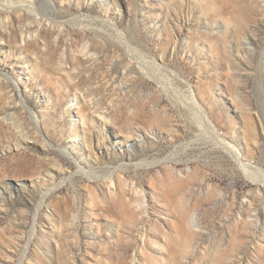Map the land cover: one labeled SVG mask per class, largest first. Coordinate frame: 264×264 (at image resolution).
Wrapping results in <instances>:
<instances>
[{
	"label": "rangeland",
	"instance_id": "374dc122",
	"mask_svg": "<svg viewBox=\"0 0 264 264\" xmlns=\"http://www.w3.org/2000/svg\"><path fill=\"white\" fill-rule=\"evenodd\" d=\"M24 1L0 0V264H264L263 194L201 139L171 74L153 79L134 58L187 78L221 133L264 167V0ZM244 84L233 103L230 88ZM99 111L124 148L135 128L148 155L153 141L180 145L177 167L141 161L136 144L139 166L116 171L110 188L109 168L127 156L86 141L102 144Z\"/></svg>",
	"mask_w": 264,
	"mask_h": 264
},
{
	"label": "bare ground",
	"instance_id": "6f19581e",
	"mask_svg": "<svg viewBox=\"0 0 264 264\" xmlns=\"http://www.w3.org/2000/svg\"><path fill=\"white\" fill-rule=\"evenodd\" d=\"M15 4H17V3H15ZM19 6L26 8V9H33L35 5H33L32 2L26 0V1L22 2ZM9 9H10V7H9ZM99 20H98L99 23L103 24L104 26H107L106 30L114 31L117 34L122 33L121 32L122 29H120V27L118 25H116L114 22H110L107 20L106 21L105 20L99 21ZM123 33H125V32H123ZM24 36H26L25 32H23V39H24ZM119 37H120L121 42L124 43L126 41L127 47H129V50H132V52H133V49L134 50L138 49V48L132 47V43H134L133 42L134 40L132 41L127 36H119ZM247 40H248V43H251V44L253 43L252 40L250 39V37H247ZM86 48H87V46H86ZM139 49H138V51H139ZM139 52L143 53L142 50ZM144 54H141L140 57H138V55H135L136 57H134V58L137 59L136 62L142 68V70L145 71V74L147 76L152 77L153 79H157V80L159 79L160 74H163L166 77L171 74V77H172L171 80L175 81V84H177L179 86V89L183 93V95H182L183 98L186 99V102L189 104L190 108H192L197 113L198 123H199V125L202 126L201 129H203L201 139L203 141H205L206 143L213 144V146L217 149L218 159H220L221 163L226 164V165H232V169L235 168V170H234L235 172H236V168L241 169V171L246 174V177H248L249 182L255 183L257 195L261 196L263 194V197H264V167H262V166L260 167L258 164H256V162L254 161L253 155H251L249 152H247L244 149V147L241 146V144L238 142V139L234 135L231 137L229 136V138H228L227 135H229V134H227L226 132H225V134H224V132L221 133V128H219L218 124L215 121V118L211 115V111H209L204 106V104L202 103L200 96H198V93L196 92L194 86L192 85V83L187 78L183 77L181 74H178L173 70L170 71L169 66L166 64L158 62L156 57L151 56V55H147V54L144 55ZM129 69L132 72V70H134V67L130 66ZM146 71H148V72H146ZM150 71L152 72V74L150 73ZM114 79H115V77H114ZM175 84H174V86H176ZM178 86H177V88H178ZM163 87L165 89H167V87L164 84H163ZM246 90L247 89H246L245 84L244 85H237V86L230 88V92L233 96V100H232L233 103H235L237 100H240L243 93L247 92ZM180 96H181V93H180ZM172 101H173V103H175V104L177 103V105H178L177 100H172ZM236 108L240 109L243 112L247 111V113L250 114L251 109L249 108V106L247 107L248 109L244 105L236 106ZM99 112L101 114L100 116H103V118L105 119L103 122V125H102L103 126L102 144H100V142L94 141V139L90 136H89L90 138H88V139L86 138L87 139L86 141L90 143L89 144L90 147L97 146V149H99L101 153L109 154L113 150V147L115 145H118L120 142L118 143L119 138L116 135H114L112 132L113 121H112L111 117L108 116L107 113H105L103 111H99ZM123 127L124 126H121V125L119 126L120 131H124ZM133 137H138V141L131 142L129 147L124 148V147L120 146V144L118 145V146H120L121 154L122 155L126 154L127 161L124 160L123 162H121V164L109 168V170L111 172L107 176V178H108L107 183H108V185L111 186L110 188H112V186L115 183L114 182L115 181L114 176H115L116 171H118V170L125 171V170H128L129 168H133V166H136V167L139 166L138 162L135 163L136 155H139V151H138V149H136V144H138L141 147L142 153L144 154L143 157L141 158V161H143V162L148 161L147 162L148 164L150 163L153 165H157L159 163H162V160L160 159V157H162V155H163L166 159H168L167 161L169 162L170 168L175 169L177 167L179 159H176V156H177V152H178L177 150H178L180 145H175L176 144L175 143L172 146L170 145L169 148L156 149L157 143H155L153 141V143H154L153 147H154V150H156V152L148 155L147 146L145 144L146 143V134L144 133V131L140 128H135L134 130H132V129L128 130L126 132L125 137H124L125 143H128L130 140H132ZM256 143H257V141H256ZM173 149H175L176 152H174ZM169 150H173L174 154L173 153L168 154ZM65 153L72 155L69 152H65ZM168 155H170V156H168ZM138 157H140V156H138ZM190 160L191 159L188 158L187 160H185V162L187 164H190ZM76 163H77L76 166L78 167L79 171H84L85 167L79 161H77ZM87 172H91V171H87ZM34 183L35 182H32V184H34ZM132 185H135V184H132ZM134 190L136 191V194H138L140 197L143 198L142 206L144 208V212L149 213V209H148V206L146 203L147 200H146L145 194H144L145 192H143L141 189H138V188L134 189ZM252 204L253 203H252V199H251V202H249V206H252ZM262 205H263L262 207L264 208V204H262ZM253 211L255 212L254 217H256V219L258 221H260V212H261L260 209L257 208V206H256L253 208ZM38 215H39V212L37 210V212L35 214V221H37ZM193 221L196 222V219L193 218ZM75 226H76V223L73 224V227H75ZM36 230H37V227L34 226L33 235L36 233ZM73 232H75V231H73ZM26 252L24 253V256H25ZM2 264H4V263H2Z\"/></svg>",
	"mask_w": 264,
	"mask_h": 264
}]
</instances>
